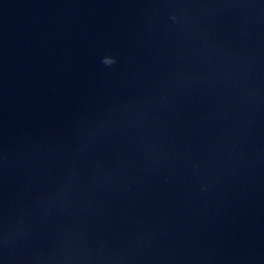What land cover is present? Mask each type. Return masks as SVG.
<instances>
[{
    "label": "water",
    "instance_id": "1",
    "mask_svg": "<svg viewBox=\"0 0 264 264\" xmlns=\"http://www.w3.org/2000/svg\"><path fill=\"white\" fill-rule=\"evenodd\" d=\"M0 264H264V0H0Z\"/></svg>",
    "mask_w": 264,
    "mask_h": 264
},
{
    "label": "clouds",
    "instance_id": "2",
    "mask_svg": "<svg viewBox=\"0 0 264 264\" xmlns=\"http://www.w3.org/2000/svg\"><path fill=\"white\" fill-rule=\"evenodd\" d=\"M102 63H104L107 66H111L113 63H115V59L114 58H105Z\"/></svg>",
    "mask_w": 264,
    "mask_h": 264
}]
</instances>
